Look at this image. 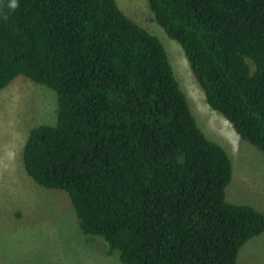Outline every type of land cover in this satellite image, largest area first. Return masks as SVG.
<instances>
[{"label":"trees","instance_id":"16d2710c","mask_svg":"<svg viewBox=\"0 0 264 264\" xmlns=\"http://www.w3.org/2000/svg\"><path fill=\"white\" fill-rule=\"evenodd\" d=\"M144 2L207 106L264 159V0ZM9 3L0 90L23 76L57 102L55 124L28 134L26 174L65 192L81 233L122 264H237L264 214L225 200L231 160L196 125L159 39L115 0Z\"/></svg>","mask_w":264,"mask_h":264},{"label":"rangeland","instance_id":"374dc122","mask_svg":"<svg viewBox=\"0 0 264 264\" xmlns=\"http://www.w3.org/2000/svg\"><path fill=\"white\" fill-rule=\"evenodd\" d=\"M115 2L127 18L159 39L196 125L228 154L233 179L225 200L258 207L264 214L261 154L207 106L180 46L154 23L144 0ZM56 110L55 93L23 76L0 90V264L117 263L118 255L106 256L99 237L81 233L67 194L37 185L24 170L22 151L30 130L54 125ZM250 241L240 249L237 264H264V233Z\"/></svg>","mask_w":264,"mask_h":264},{"label":"clouds","instance_id":"9594fccd","mask_svg":"<svg viewBox=\"0 0 264 264\" xmlns=\"http://www.w3.org/2000/svg\"><path fill=\"white\" fill-rule=\"evenodd\" d=\"M19 7L18 0H10V3L8 4V9L10 11H15ZM7 18L6 16L4 17Z\"/></svg>","mask_w":264,"mask_h":264},{"label":"crops","instance_id":"0c3cea01","mask_svg":"<svg viewBox=\"0 0 264 264\" xmlns=\"http://www.w3.org/2000/svg\"><path fill=\"white\" fill-rule=\"evenodd\" d=\"M263 169V172H264V168H262ZM232 179H233V168H232V177H231V181H230V183L232 182ZM229 183V184H230ZM255 206V205H254ZM251 207V206H250ZM252 208H254V209H256L257 211H259V212H261L262 214H263V211L261 210V209H259L258 207H252ZM252 241H248L246 244H245V246L248 244V243H251ZM103 264H118L119 262H115V263H112V262H110V261H105V262H102ZM102 263H100V264H102Z\"/></svg>","mask_w":264,"mask_h":264}]
</instances>
